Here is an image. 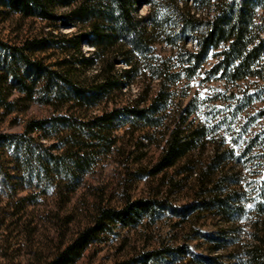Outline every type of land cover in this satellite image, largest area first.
<instances>
[{
  "label": "rangeland",
  "instance_id": "374dc122",
  "mask_svg": "<svg viewBox=\"0 0 264 264\" xmlns=\"http://www.w3.org/2000/svg\"><path fill=\"white\" fill-rule=\"evenodd\" d=\"M152 1L142 4L137 15L148 18L160 10L178 36L172 44L159 31L151 37L150 56L154 62L169 58L171 79L175 77L165 87L166 109L158 112L164 125L149 127L141 120L116 117L106 127L96 125L95 137L77 122H91L129 103L147 106L156 96L159 78L148 61L137 55L138 72L129 76L121 72L128 65L118 56L121 87L107 90L95 104L82 103L69 86L92 89L102 81L97 64L84 61L96 51L84 41L82 56L59 40L87 27L68 19L27 16L0 4V134L22 135L0 139V264H45L92 223L100 207L121 208L127 199L152 197L181 206L196 196L216 195H231L240 211L226 214L210 205L180 216L158 208L128 223H111L73 264H201L202 256H216L220 264H253L252 250L264 260V95L249 99L259 80H229L213 72L218 49L189 76L190 62L182 52L196 49V39L179 35L177 11L169 0ZM70 8L53 4L59 15ZM35 38H46L48 48H25L30 59L63 71L71 80L69 86L61 83L57 95H46L44 80L35 83L27 76L16 55V48ZM59 116L77 122L67 124ZM45 118L44 127L27 132L31 121ZM173 118L182 128L203 129V136L175 168L149 174ZM82 159L87 161L78 163ZM183 242L188 250L180 253L175 249ZM168 247L174 252L167 258L141 259L149 250Z\"/></svg>",
  "mask_w": 264,
  "mask_h": 264
},
{
  "label": "trees",
  "instance_id": "16d2710c",
  "mask_svg": "<svg viewBox=\"0 0 264 264\" xmlns=\"http://www.w3.org/2000/svg\"><path fill=\"white\" fill-rule=\"evenodd\" d=\"M171 9L177 11V19L174 22L179 28V35L185 40L191 37L196 39V49L184 50L182 52L185 62H190L186 66L187 74L193 75L198 67L205 61L208 53L213 49L217 50L219 56L213 65L212 71L220 73L222 77L229 80H245L248 78L258 79V87L250 94L249 99L256 95H264V12L259 13L264 8V0H169ZM192 2V5L190 4ZM61 3L71 6L68 12L63 15L56 14L53 4ZM151 3L152 0H0V4L12 11L21 12L27 16H40L45 19H68L85 25L88 30L75 36L64 34L59 43L62 47H75L82 54V43L86 41L94 47L96 55L86 58L84 61L97 64L100 71L97 76L102 77V81L97 83L92 89L72 84L71 80L65 76L63 71L46 66L42 61L32 60L27 55L25 48L46 49L48 48L46 38H35L26 40L24 48H16V55L24 62L26 74L32 77L33 81L44 80L46 95L51 92L57 94L61 91V83H65L74 92V98L82 103L95 104L101 100L105 92L114 87L120 88L116 71V59L119 56L128 67H124L121 72L129 75L130 72H138L135 57L142 55L148 61V67L152 73L159 78V90L154 98L148 102L147 106L138 104H125L111 112L98 115L91 122H77L81 124V130H88L89 136L95 137V126L106 127L114 118H126V122L144 121L149 127L164 125L163 116L158 112L166 109L165 87L171 79V65L169 58L154 62L151 52V37L157 31L162 34L165 41L177 43L172 30L175 27L169 26V17L162 19L159 16L160 10L151 14L148 18L138 16L137 11L142 4ZM182 3V4H181ZM155 6V5H154ZM157 8V6L155 7ZM154 8V9H155ZM3 42L0 40V47ZM30 45V46H29ZM120 49V51H118ZM117 51V52H116ZM114 53L111 58L106 54ZM104 55V56H103ZM52 90V91H51ZM248 98H245L246 100ZM247 102V100H246ZM163 107V108H162ZM263 112V111H262ZM58 119L74 124L70 116H59ZM55 120V118H54ZM48 118L31 121L27 132L32 133L40 129L48 122ZM53 121V120H52ZM75 122V123H76ZM98 127V126H97ZM168 131L165 134L164 143L160 153L149 174H157L175 168L180 160L195 147L201 140L203 129L182 128L181 123L173 118L166 125ZM16 135V134H15ZM13 134H0L9 138ZM18 134L16 136H19ZM264 137V128L260 132ZM22 136V135H21ZM77 137V136H76ZM30 145L26 153L32 151ZM30 154V153H29ZM41 161V156H39ZM87 159H82L78 163H85ZM211 166H208L207 173H210ZM205 178L202 180L204 183ZM215 205L223 208L226 214L238 213L239 207L232 202V196L216 195L213 198L194 197L190 202L181 206L173 205L168 199L139 198L127 199L121 208L100 207L93 217V221L86 228L81 230L72 242L67 244L57 255L45 264H73L82 257L91 242L97 240L100 234L110 227L111 223H128L137 219L144 213L153 214L158 208L170 209L174 214L186 216L197 208ZM220 239L222 236H214ZM176 251L182 253L188 250V245L183 242L177 246ZM168 252H174L171 247L157 248L142 254V261L145 263L150 259L157 260L168 257ZM255 250L251 251L253 264H264L260 260ZM204 257L201 264H220L218 257Z\"/></svg>",
  "mask_w": 264,
  "mask_h": 264
}]
</instances>
